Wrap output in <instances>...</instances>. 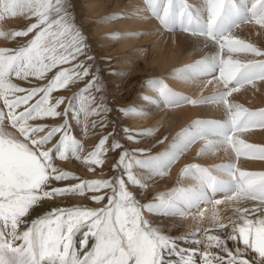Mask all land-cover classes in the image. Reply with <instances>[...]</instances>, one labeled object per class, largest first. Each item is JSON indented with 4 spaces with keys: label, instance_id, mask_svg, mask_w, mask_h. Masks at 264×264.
I'll return each instance as SVG.
<instances>
[{
    "label": "snow or ice",
    "instance_id": "obj_1",
    "mask_svg": "<svg viewBox=\"0 0 264 264\" xmlns=\"http://www.w3.org/2000/svg\"><path fill=\"white\" fill-rule=\"evenodd\" d=\"M146 7L162 27L169 30L179 27L216 46L215 55L194 61L178 75L183 79L212 75L223 89L211 97L195 100L173 92L161 81L148 83L170 104L210 101L221 104L225 119L194 121L179 131L169 147L156 156L138 159L122 151L113 169L122 168L128 182L147 187L142 183L143 178L133 173L134 165L147 169L148 179L152 175H163L164 169L201 138L205 139L202 153L230 147L237 158L245 155L264 159V146L245 143L235 135L251 127L264 128V109L250 110L229 100L243 84L264 80V59L242 58L247 54L264 57V49L233 34V29L244 22L264 27V0H203L199 9L193 8L187 0H146ZM18 14L30 15L35 22L10 34L12 37L32 34L23 46L0 48V101L3 105L0 108V264H196V249L178 247V241L188 242V237L174 238L164 234L160 227L143 217L142 208L164 215H184L186 208L198 207L200 202L214 206L221 203L220 200L212 201L209 192L213 196L223 192L226 200H259L260 205L251 209L238 208L239 222H231V233L226 238L208 235V230L204 229L203 239L191 241L204 245V251L199 253L202 264H252L244 258L248 250L256 253L260 264H264V171H247L236 163L218 165L215 170L228 176L224 180L213 175L212 169L189 164L182 174L193 176L198 181L195 186L161 194L158 202L140 205L128 190L124 176L82 179L54 166V159L67 160L69 155L89 165L103 164L100 157L107 151L105 145L109 137L101 138L95 148L81 158V144L71 134L67 119L69 112H75L73 100L96 87L98 82L93 77L84 89L68 98L66 108L58 110L65 97L53 98L52 94L89 75L90 69L79 60L87 56L85 37L70 20L67 0H0V20ZM7 35L9 33L0 31V36ZM67 64L71 67H61ZM54 69L58 70L41 86L21 87L12 80V77L45 80ZM57 117H64L63 123H29ZM74 118L78 120V113ZM5 120L19 136L5 131ZM208 136L215 139H207ZM128 138L134 139V136ZM111 147L116 150L123 146L113 140ZM134 151L143 152L144 149ZM70 179L79 180V183L60 185ZM102 190L111 191L103 207H54L32 218L33 213L44 208L45 200L90 192L93 194L89 198L100 202L105 195L96 193ZM254 213L260 216L248 218ZM216 219L214 214L213 220ZM214 226L227 227L224 223ZM82 229H85L80 241L82 248H87L89 237L94 239L91 250L86 251L83 258L74 242ZM227 241L242 244L243 249L237 247L233 251ZM212 248L220 249L223 254L210 251ZM171 255L178 260L173 262L166 258Z\"/></svg>",
    "mask_w": 264,
    "mask_h": 264
},
{
    "label": "bare ground",
    "instance_id": "obj_2",
    "mask_svg": "<svg viewBox=\"0 0 264 264\" xmlns=\"http://www.w3.org/2000/svg\"><path fill=\"white\" fill-rule=\"evenodd\" d=\"M82 2L84 3V11L86 13L84 21L88 23L89 27H92L91 30L96 35V40L98 39L99 44L101 43L105 46V49H107H104L105 52H111L115 61L114 63L117 65V68L113 70L114 72L112 71L113 74L111 73L112 75H110L113 83L109 84V88H116V83L120 80L122 81L127 76L133 75V77H137L143 74L146 75L139 85L140 89L137 97L135 95L132 103L130 105L128 103L126 115L128 123L135 131L141 133L145 130H151L147 134L141 135L150 144H148L143 152L134 151L144 149L143 147H130L129 150L127 149L130 155H134L138 159H144L146 156H156L169 147L179 131L187 128L194 121H220L225 119V111L221 104L212 101L198 104L187 102L170 104L159 95L157 88L148 83L152 80H158L162 83L166 81L169 85L163 84L173 92L195 100L213 96L218 91H221L223 86L214 81L212 75H202L195 79H183L180 78L178 73L194 61L215 55L217 51L215 45L206 42L201 36L186 33L179 29V27L175 30L162 27L158 20L149 14L146 0H82ZM187 2L196 9H199L203 4V0H187ZM23 16L19 14L16 17L5 16L4 19L0 20V31L9 33L7 36H0V48L4 45L7 46V43L11 39L12 28H17V25L23 20ZM107 17L114 18L106 19ZM233 34L246 42L264 49V27L254 22L239 24L233 29ZM242 58L264 59V57L252 54H247L246 57ZM215 75H218V73ZM229 100L250 110L264 109V80L256 79L251 83L243 84L237 91L232 93ZM4 124L6 126L5 131L14 133L8 129H14L11 125L8 126L5 122ZM14 131L17 130L15 129ZM235 135L237 139L243 140L245 143L264 146V128L258 126L251 127L246 131L237 132ZM165 137L167 139H164ZM207 139H215V137L208 136ZM160 140H163V143H158ZM130 142L133 143V141ZM204 144L205 139H197L178 156L170 169H164L165 174L152 175L151 179L147 178V169L134 165V172L137 178H143L142 183L147 184V187L132 184L139 198L146 199L152 193L155 194L156 200L149 202L156 203L161 194H168L173 192V190L187 189L195 186L198 181L193 176L182 174L184 167L189 164H198L212 169L213 175L224 180H227L228 176L223 172L215 170V167L218 165L236 163L247 171H264V159L245 155L237 158L230 147H219L202 153L201 149ZM71 160L66 161L67 166L70 169L82 171L79 164H77L78 162L74 160L77 162L75 164ZM106 173L107 169L105 166L101 167L99 171L91 174L90 179L101 178ZM60 184L66 183L61 182ZM91 195L92 193L87 192L86 195L58 197L52 201L45 200L42 210L51 208L62 201H93L89 198ZM227 195L231 196L232 194L228 193ZM209 197L212 201L220 200L221 203L214 206L211 203L205 204L200 202L198 207L186 208L184 215H164L162 212L153 213L149 212L146 208L144 209L146 219L153 226L160 227L164 234L174 238L188 237V242L185 241L183 244L178 243V247L199 250L198 255L195 257L196 264H202L199 253L204 251V245L195 244L191 241L203 239L205 237L204 229L208 230V235H219L224 239L225 235L231 230V222L239 218L238 208L251 209L260 205L259 200H226L225 193L223 192H217L214 196L209 192ZM37 214L39 213L37 212ZM214 214L217 217L216 220H213ZM259 216L260 213H254L248 218L256 219ZM218 223H224L227 227L219 229L214 226ZM198 228L200 229L199 231H197ZM82 238L83 234L79 238H74L76 250L79 254L83 252V249L90 251L94 243V239L89 237L87 248H82L80 246ZM210 251L218 253L220 249L212 248ZM166 258L173 262L178 260V257L175 255Z\"/></svg>",
    "mask_w": 264,
    "mask_h": 264
},
{
    "label": "rangeland",
    "instance_id": "obj_3",
    "mask_svg": "<svg viewBox=\"0 0 264 264\" xmlns=\"http://www.w3.org/2000/svg\"><path fill=\"white\" fill-rule=\"evenodd\" d=\"M53 2H55V0H53ZM67 9L69 12V17H70L71 22L75 25L76 29L79 30L80 33L85 37V41L87 44V49H86L87 56H81L79 57V60H83L85 62V66L90 69V72L88 76L84 77V79L75 81L74 83L70 84L67 89H61V90L55 91L52 94V96L53 98L57 96L65 97L64 103L61 104L58 109L62 111L64 108L68 106V98H71L73 97L74 94L79 93L81 89H84L85 86L88 84V82L93 80V77H95L98 82L97 86L91 88L88 92L83 93L81 96L73 100L75 112H69L67 119H68L69 124L71 125V128H70L71 134L81 144V152L79 153L81 158L87 155L90 151H92L95 148V146L98 144L101 138H103L104 136H108L109 139L105 145V147L107 148V151L104 152L100 157L103 160L102 165H89V164L84 163L82 159H79L78 161V159L75 156L72 157L71 155H69L68 160L70 161L72 159L71 160L72 162L74 160L77 161L78 163L75 161L74 163L79 164L82 171L70 169V167H68L66 164L68 160H59V159L55 160L54 159L53 164L54 166L62 170H66L71 173H74L75 176H78L82 179H90L91 174L95 173L96 171H99L101 167L105 166V168L107 169V173L103 177L98 178V179L105 180V179H113L117 176H124L128 190L134 194L139 204L140 205L149 204L151 201L156 200L155 194L150 193L149 197L146 199L139 198L132 184L128 182L126 175H124L123 169L122 168L113 169V164L116 163V161L119 159V155L122 151H127L129 153L128 151L129 148L130 147L132 148L134 146H136L137 148L143 147L145 150L148 144H150V142H146L141 137V135L138 134L140 132L135 131L131 127V125L128 123V119L126 115V107H128L132 103V101L135 99V95L137 97L139 93V89H140L139 85L144 79V77H146V75L143 74L144 76L142 75V76H137V77H133V75L127 76L122 81L120 80L121 82L119 81L120 84H118L119 82L116 83V86H115L116 88L113 87L116 91L114 89L109 88L110 87L109 84L113 83V79L110 78L111 77L110 75H112L114 72L113 70L117 68L116 67L117 65L116 63H114L115 61L113 59L111 52L110 51L109 52L106 51L107 53L105 52V50H107L105 49V46L101 43L99 44L98 39L96 40V35L94 34L93 30H91L92 27H89L87 25L88 23L84 21L85 20L84 15L86 13L84 11L85 6L82 0H67ZM22 19L23 20L21 21V23L17 25V28H12V32L24 29L29 24L35 22V18L30 17V15H24ZM31 36L32 34H29V36L27 37H12L11 36V39L7 43V46L4 45L2 48L17 49L23 46L31 38ZM87 57H91V59H87ZM61 67H71V64L62 65ZM57 70L58 69H54L51 73H48V78L45 80H38L35 77H29L28 80H23V79H19L16 77H12V80L14 83L20 85L21 87L41 86V85L46 84L48 79H51V77L55 74ZM131 81H133L134 83ZM163 83H165L167 86L169 85L166 81H163ZM148 88L150 89L149 85H148ZM2 107H3L2 101H0V108ZM93 109H96V111L93 112L92 111ZM3 110L7 112L6 108ZM76 113H78V120L74 118ZM63 120H64V117H57V118H48V119H37L35 121H29V123H45V124L51 125V124L63 123ZM4 122L7 123L6 125L8 126L10 125L7 120H5ZM8 129L12 130L16 134V136L17 134L19 136V133L17 131H14L15 129H11V128H8ZM125 129H128L129 131H125ZM8 133L15 135L14 133H11V132H8ZM129 135L134 136L135 139L129 140L128 138ZM113 140H118L123 147L120 149L113 150L111 147ZM130 141H133V143ZM141 141L143 144L141 143ZM173 165L174 164H171L166 169H170ZM132 171L135 174L134 166H133ZM64 182L66 184H75V183H79V180L70 179ZM86 194L87 192L85 193V195ZM96 194L105 195V199L101 202H96V201L93 202L90 200L84 201V202H76V201L74 202V201L68 200V201H62L63 203L61 202L59 204H56L55 206H52L51 208H54V207L70 208V207H77V206L88 207V208L103 207L104 205L107 204V195H111V191L102 190ZM76 195L78 196V194ZM76 195H69V197L76 196ZM49 209L50 208H46L44 210L38 211V213L42 214L43 211H47ZM144 209L145 208H142V215L146 219ZM35 214L38 215L37 213H33L32 218L36 217ZM235 222H239V218L235 220ZM28 223L29 224L31 223V219L28 220ZM83 231H85V229H82L81 232L77 234L76 238H79L83 234ZM230 231L227 233V235L231 233ZM227 235H225V238ZM179 241L180 242L178 243L180 244H183L185 242V240L183 239H180ZM16 243L18 244L20 243V241H16ZM227 244H228L229 249L233 251H235L237 247H240L241 249H243L242 244L237 245V243L234 241H227ZM86 251H89V250L83 249V252L80 254L81 258L84 255L83 253H85ZM198 252L199 250H197V255H198ZM218 253H221V250ZM244 258L251 261L252 264H260V258L258 257L256 253L254 252L252 253L251 250H248L245 253Z\"/></svg>",
    "mask_w": 264,
    "mask_h": 264
}]
</instances>
